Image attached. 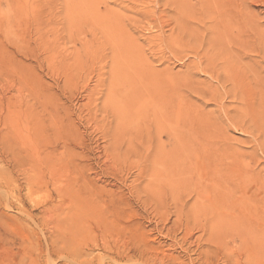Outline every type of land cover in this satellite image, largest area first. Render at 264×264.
<instances>
[{"label": "rangeland", "instance_id": "374dc122", "mask_svg": "<svg viewBox=\"0 0 264 264\" xmlns=\"http://www.w3.org/2000/svg\"><path fill=\"white\" fill-rule=\"evenodd\" d=\"M225 3L220 12L236 4L253 11L238 52L258 79L214 93L213 101L240 106L234 123L219 127L230 138L222 146L236 150L239 186L233 180L219 198L200 196L197 212L194 191L211 189L194 181L205 174L201 153L190 157L187 185L175 186L181 151L145 107L153 82L174 95L172 116L182 96L204 118L216 109L210 92L200 98L174 84L191 57L166 35L170 1L0 0V264H264V118H246L264 108V0ZM166 22L163 32L155 27ZM223 160L206 170L228 166ZM231 205L254 217L216 221L212 212Z\"/></svg>", "mask_w": 264, "mask_h": 264}, {"label": "bare ground", "instance_id": "6f19581e", "mask_svg": "<svg viewBox=\"0 0 264 264\" xmlns=\"http://www.w3.org/2000/svg\"><path fill=\"white\" fill-rule=\"evenodd\" d=\"M169 1L173 8V14L171 17V21L173 22L172 23L173 25L171 28L168 27L169 29L168 34L166 33V35L167 37L175 36L176 40L179 41L180 45H184L186 48L190 50L189 56L191 57L190 59V58H187L188 55L183 56L184 59L187 58L186 61L182 63L184 70H180L178 71L179 73L175 74L174 84L178 86H183V88L193 91L200 98H201L199 94L200 92L202 93V96H204L205 94L207 98L209 97L207 94L208 92H210L211 95H210V99L208 102L210 101L214 102L216 109L215 108L211 109V114L209 113V116L204 118L201 114V111L196 106H195L196 108L194 109L190 108L191 105L189 106L187 103L189 100H187L185 96H182L181 97L182 101L179 102L181 104H176L177 105L176 108L177 107H178L177 109L182 108V110L180 111L176 110L175 116H172L171 112H173L174 110L173 111L172 109L169 110L168 107H170V104H171L170 102H172V99H174L172 98L174 95L173 94L168 95L169 92L167 93V89H164L166 87L163 86V89H164L163 90L162 86L157 85L153 82L152 84L149 83L151 86H153V88L149 87L148 90H145L144 92L146 94L145 97L147 98V103L150 104V105L145 104L146 105L145 107L148 110L153 108L156 114L160 115V117L163 118V121L166 125L165 127L166 133L168 134L169 137L173 136V138L176 141L179 152L181 151L180 153L178 152L182 156L179 157L181 160V161L179 160L181 164H178L179 161H177L178 167L180 166L179 167L180 169L178 170L177 168L178 171L176 170L177 177L174 178L173 176L170 175L171 180L172 179L174 180L173 182L175 183L174 184L175 186H178V183L180 182H186L187 180H189V179H186L188 178V174L191 173L189 171L188 166L191 163V161L194 158H196V156L194 155L201 153L200 160L203 162V165L205 166V171H204L205 174L203 176H200V173H198L197 177L202 178V181L200 182L198 178L197 180H194V181L195 182L197 181L199 183L205 182L206 184L209 182L211 184V189H208V187L206 186H201L199 185V183L198 185L200 187H205L203 188L204 190H202L198 186L199 189H196V191H194L195 188L193 187L194 188L193 191L196 193L197 197H195L196 200H194L192 205L194 206L193 207L194 211L199 212L200 210H202L200 206L202 202H199L200 196L203 199L205 197L206 200L219 198L218 193L224 192L227 189V186L233 180H235L236 185L239 186L237 181L240 178V174H239L240 170L235 169L236 167H234V163L237 161V156L235 155L236 150H234L233 148L231 149V147L227 145L229 144V142L226 144L227 147L222 146V145H225L224 143L227 142L228 139L230 138L227 136L228 138L226 139V137H224L225 132L223 133L221 130H219V127L220 125H222V123H225V125L234 123L232 122V117L230 116H232L233 113L236 114L235 111L238 108H240V106H237L236 104L224 106L223 103H218V101H213L214 100L213 97L215 96L214 93L217 94L219 91L224 90L227 87H230V88H238L239 86L240 88L253 87L255 85V82L258 79L257 75H255V73L253 72L254 69L249 64L244 63V61L241 59V55L238 52V50L240 49L239 47L240 44L242 45L243 43L242 39H244V38L240 39V36H239L240 29L243 28L242 23L243 25L247 24L246 23L247 21L245 22V19L249 13L253 14V11L246 10V8L242 6V4H239V5L236 4V6L233 7L232 11L228 10L225 12H220L218 10L222 2L230 3L233 0H169ZM144 11L146 14L152 12L151 9H146ZM105 14H106V11L103 7L101 9V13L98 8V24L102 32H104L106 37L108 38V36L111 33V29L107 26L106 21L103 18ZM187 20H190L191 24H189ZM171 21H170V24H171ZM116 24L119 25L118 19L116 20ZM167 24L168 23L166 22L162 26L160 23H158L155 27L157 28V30H160L161 32H163L162 29ZM247 29H245V32H243L244 30L241 29V32H243V34L248 35V32L246 31H249L251 33L250 31L251 29H248V30ZM253 34H255V32ZM185 39H188V40H185ZM190 41H192L193 44L189 43ZM117 46H118V42L116 43V48ZM185 47H183L182 49H185ZM254 49L255 47L252 46L250 51L253 52ZM127 59H128V56H127ZM132 59L134 61L133 57ZM136 60L137 59H135V63H137ZM132 64H131L132 65L131 68L135 69L133 66L137 64L134 65L133 62ZM117 68H119V66H117ZM117 68L115 69V71H117ZM124 68H130V65L128 64L126 65V63H124ZM147 71L148 70H146V72ZM150 71L152 70L150 69ZM129 74L126 75L123 73L122 75L123 77L124 75H126L125 77L127 78V76L129 77ZM147 74L149 73L147 72ZM151 74L153 75L152 72ZM172 75L173 74L171 73V76ZM201 75H204V78L205 77L207 78L206 79H203L202 77L200 78ZM151 76L150 78L154 80L156 75L155 76L153 75L154 78H152L153 76L152 77ZM172 77H171V80H172ZM145 82L144 84L147 85L148 83H145ZM144 93L142 91L141 95H143ZM184 101L186 104L183 103ZM181 105H183V107H180ZM174 107L175 106H173V108ZM217 108H219V110H217ZM150 111H152L150 113L152 114L154 113L152 116L156 115L153 110H150ZM260 111H261L260 113L257 111V114H252V112L250 111V115L246 116L248 122L251 124H255L258 122L259 117L264 118V108L261 109ZM158 117L159 116H157V118ZM174 117L177 118L180 122H183V124L180 126L178 125V127H174L172 123ZM179 121H177V124ZM223 129L224 128L222 127V130ZM180 135L182 138L180 137ZM261 136L264 138V131L261 132ZM232 140L234 139L232 138ZM175 153L177 154V152L174 151V154ZM223 154L224 156H226L225 158H222ZM228 155H230V157H228ZM191 156L193 158V159L191 158L192 160L190 159ZM198 156L200 155L198 154ZM223 159H228V162H227L228 166H226L225 164L226 167L222 169H218V170L216 169V171H211L212 169L210 170L208 169V171L206 170V167L208 168L215 164H224L225 161ZM184 163L187 164V167L186 165H184ZM170 168H172V166ZM211 168H213V166ZM253 176L251 173V177ZM261 181L263 182L264 180H261ZM251 182H253V180ZM190 184H193V183L191 182ZM186 185H187V182H186ZM186 185L184 186L187 187ZM191 187L190 189H192ZM238 188H241V187H238ZM193 191H190V192L194 193ZM231 192L228 191V193H231ZM247 209H242L241 207L235 208L234 205H231L230 208L227 207L222 212L220 210H215L212 213H214V217L216 221L228 222L229 220L231 221L232 219H237L240 216L246 217L247 215L248 217L250 215V217H254V215H252L254 212H251V210L249 211ZM223 212L226 214H224ZM230 212H233V215L235 216L231 218ZM233 221L234 220H232V222ZM256 234L257 233L252 230L250 232H247L248 237L249 238L252 237L253 240H257L259 238L257 237L258 235ZM252 238L250 239L252 240Z\"/></svg>", "mask_w": 264, "mask_h": 264}]
</instances>
